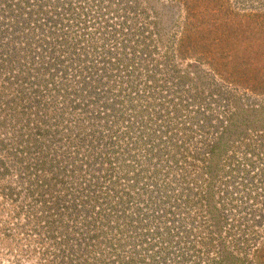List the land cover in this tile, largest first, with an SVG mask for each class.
<instances>
[{"label":"rangeland","instance_id":"rangeland-1","mask_svg":"<svg viewBox=\"0 0 264 264\" xmlns=\"http://www.w3.org/2000/svg\"><path fill=\"white\" fill-rule=\"evenodd\" d=\"M10 1L0 0V264H120L110 248L140 251L159 192L173 202L165 225L190 236L184 264H227L221 247L232 264H264V0H28L14 32ZM14 35L33 56L56 43L51 58L20 75L3 61ZM203 183L219 228L196 196ZM88 196L91 213L74 206ZM86 223L105 239L82 243ZM63 226L75 252L58 245Z\"/></svg>","mask_w":264,"mask_h":264},{"label":"trees","instance_id":"trees-1","mask_svg":"<svg viewBox=\"0 0 264 264\" xmlns=\"http://www.w3.org/2000/svg\"><path fill=\"white\" fill-rule=\"evenodd\" d=\"M27 1L28 0H14L12 3H15V5L9 4L10 3L9 2L8 5L6 6L7 16H9L10 18H14L13 19L14 23L11 27L12 32L18 29L19 22H23V23L25 22L24 19L22 20L21 18L22 16L20 17V14H15V13H18L15 8L19 4H25V2ZM59 4L60 3H57V5ZM8 14H13L17 16L13 17ZM66 15H68V13H66ZM71 17L72 15L70 13V18ZM20 41L21 39H19L17 36L14 35L13 38L10 39L9 42L7 41L8 43H6V45L2 48L4 64L7 66L6 60H8L9 62L8 65L9 66L14 65L15 69L20 70V75L22 73V70L24 69V68L22 69V67L25 65V63L32 64L33 61L40 62L44 58V56L49 60V58H51L50 50H52L54 48V45L56 44V43H51V44L45 45V44L40 43L41 45H37L38 52L36 53V56H33L35 52H32L30 48H26L25 50H18V49H15V47H12L13 44H16V43L19 44ZM28 54L30 55L28 56ZM29 69L30 68H28V70ZM37 69L38 70H36L35 73L41 70L39 68ZM143 109H144L143 105L140 104V106H138V110H139L138 112H141ZM207 154L209 155V159L206 164L207 165L206 167L209 168V170L207 169L208 170L207 172H213L212 168L217 167V166H216L215 161L213 163L214 154L212 152V149H210L207 152ZM203 185H204V189L201 191H198L196 193V196L197 198H199L200 202L202 203V209H204V212L206 208V214L210 215V220L213 223L212 226L214 225L217 228H219L221 227L220 226V218L222 216V213L220 210L221 208L215 206V204L211 205V201L213 198L211 197V192H212L211 185L212 184L203 183ZM212 189H213V186H212ZM158 195H160L159 198H157L158 202L157 204L156 203L154 204L152 208L153 213L151 214L152 215L151 219H149V222L152 224L151 225L152 228L149 230L143 228V232L141 233V236H140L141 244L139 246L137 245V247H140V251L135 252L130 246H128L125 251L124 250L125 247L118 248L119 246L117 245V247L110 248L112 250L111 255H110L112 258V261H114L117 257V261L115 262L120 263V264H184V262H186L185 250L186 248L190 246V241H191L190 236L188 233L181 232L178 230L180 227L178 225L179 223H177V226H174V225L172 226L176 229V232H173L172 236L170 235V230L172 227L166 226L165 223L167 222L169 223L170 220H166V217H169L171 214L167 212L166 207L169 208L170 207L169 204H172L173 202L169 203L171 199H169L167 196H164L162 192H159ZM77 202L74 203V206L75 207L81 206L82 212L91 213V211L95 209L96 199L94 197L88 196L84 200H81L79 204H77ZM111 214L113 213L110 211L109 208L107 209L104 208L101 214L102 215L101 222L103 224H101L100 227H97V225L94 226L93 224L89 225L88 223L91 221L86 223L87 225H83V229L80 228L78 231L79 233H81V236L79 237V239L83 238L82 243L84 240L93 241L96 238L105 239L102 233V230H107V225L109 222L111 224H114L110 221ZM171 222H174V220H171ZM176 222H179V221H176ZM104 223L106 224L104 225ZM125 225H128V224L124 223V226ZM94 227L102 228V230L99 231L100 233H98L96 232V230H94ZM59 228L62 230V227L59 226ZM67 233L68 232L66 230V226H63V232H61L60 241L58 243L59 247L63 245L65 240H70L66 238L65 236L67 235ZM109 233H111V231ZM74 238L75 237L71 239H74ZM67 242H70V243L72 242L73 244H70L69 246H67V248H64V245H63V248H61L62 252L63 251L75 252V249L73 247L74 245H76L77 242L72 241V240L67 241ZM184 242H186L185 246L183 245ZM218 253H219L220 263L225 262L226 260L228 261L227 264H232L234 262L232 261L231 254L227 253L223 247L218 249ZM235 261H237V259Z\"/></svg>","mask_w":264,"mask_h":264}]
</instances>
